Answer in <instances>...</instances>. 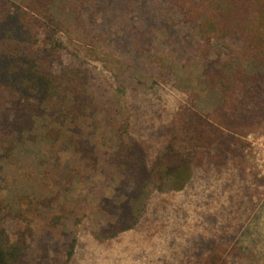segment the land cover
Here are the masks:
<instances>
[{
  "label": "rangeland",
  "instance_id": "374dc122",
  "mask_svg": "<svg viewBox=\"0 0 264 264\" xmlns=\"http://www.w3.org/2000/svg\"><path fill=\"white\" fill-rule=\"evenodd\" d=\"M140 3L58 0L54 12L68 25L65 62L83 64L91 76L89 94L100 104L109 99L114 115L130 125L125 136L141 141L155 156L164 150L167 124L180 104L193 99L195 110L207 115L219 104L220 92L205 85L202 61L192 51L177 57L157 26L152 52L138 51L134 35L150 28L149 21L164 19L160 13L148 15V2ZM54 128L47 119L38 120L35 132L4 162L2 194L12 204L22 195L56 198L55 206L40 209L46 221L65 209L63 235L50 238L46 257L35 244L34 259L40 255L43 264H63L67 249L57 253L54 246L64 236L63 241H76L70 264H207L214 254H222L226 264H264L262 130L242 138L244 147L238 151L214 163L198 162L185 190L151 187L134 204L137 227L100 243L93 233L106 217L98 204L102 196L114 195L116 184L99 169L87 168L70 140L83 135L95 140L102 153L112 151L121 135L116 119L92 117L64 131ZM43 215L37 219L41 223Z\"/></svg>",
  "mask_w": 264,
  "mask_h": 264
},
{
  "label": "trees",
  "instance_id": "16d2710c",
  "mask_svg": "<svg viewBox=\"0 0 264 264\" xmlns=\"http://www.w3.org/2000/svg\"><path fill=\"white\" fill-rule=\"evenodd\" d=\"M57 1L0 0V264H43L40 255L31 254L34 245L46 257L50 238L63 235L65 209L49 221L40 210L55 206L56 198L22 195L14 198V206L2 194L4 162L40 119L61 131L81 119H116L121 135L112 151L102 153L83 135L70 140L87 168L99 169L116 184L114 195L102 196L98 204L106 217L93 233L100 243L137 227L134 204L151 187L181 192L192 183L198 162L214 163L244 147L242 138L249 133H264V0H141L140 5L150 6L148 15L160 13L164 19L149 21L150 28L134 35L138 51L152 52L157 26L177 57L192 51L202 61L205 85L220 92L219 104L207 115L195 110L193 99L180 104L167 124L164 150L155 156L141 141L125 136L130 125L114 115L109 99L100 104L89 94L91 76L83 64L65 62L69 32L55 15ZM42 215L43 223L37 220ZM63 237L54 249L59 253L65 247L63 264H70L76 241ZM221 257L211 255L207 264H226Z\"/></svg>",
  "mask_w": 264,
  "mask_h": 264
}]
</instances>
